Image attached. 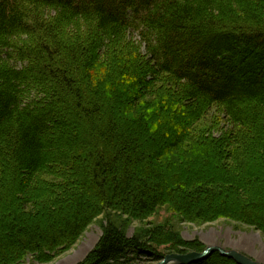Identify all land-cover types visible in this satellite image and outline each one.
Here are the masks:
<instances>
[{"label":"trees","instance_id":"trees-1","mask_svg":"<svg viewBox=\"0 0 264 264\" xmlns=\"http://www.w3.org/2000/svg\"><path fill=\"white\" fill-rule=\"evenodd\" d=\"M159 206L264 234V0H0V264ZM160 246L204 250L109 223L78 264L157 262Z\"/></svg>","mask_w":264,"mask_h":264},{"label":"rangeland","instance_id":"rangeland-1","mask_svg":"<svg viewBox=\"0 0 264 264\" xmlns=\"http://www.w3.org/2000/svg\"><path fill=\"white\" fill-rule=\"evenodd\" d=\"M133 38L135 40L139 39L135 33H133ZM142 50L145 51L144 48H142ZM213 112L215 113L209 121L214 123L213 126L216 128L226 129L229 125L224 115L215 110ZM210 115L211 114H209V116ZM138 136L142 137L144 134H139ZM144 139L145 137L143 141ZM196 169L197 173L201 171L199 170L201 169L199 165H197ZM109 223H113L121 228L127 236H132L134 233L137 234L140 230L149 229L154 225L166 226L176 232L183 240H197L204 249L206 247L217 246L227 251L234 250L260 264H264V234L259 230L225 218H218L213 221L199 224L184 221L166 206L157 207L154 213L142 221L128 218L126 215H122L116 211L101 213L85 226L73 244L51 260L42 263L35 261L31 257H27L20 264H78L84 260L85 256L96 245L102 235L103 229ZM165 247L166 246L159 247L163 249L164 257L168 254L176 253L173 251H165ZM163 258L161 260H163ZM161 260L153 262L142 258L140 259V264H156Z\"/></svg>","mask_w":264,"mask_h":264},{"label":"water","instance_id":"water-1","mask_svg":"<svg viewBox=\"0 0 264 264\" xmlns=\"http://www.w3.org/2000/svg\"><path fill=\"white\" fill-rule=\"evenodd\" d=\"M214 252L219 253L221 256L233 259L237 264H260L237 251H227L217 246L206 247L202 252L193 251L184 254H168L163 260L156 264H192L206 259Z\"/></svg>","mask_w":264,"mask_h":264},{"label":"bare ground","instance_id":"bare-ground-1","mask_svg":"<svg viewBox=\"0 0 264 264\" xmlns=\"http://www.w3.org/2000/svg\"><path fill=\"white\" fill-rule=\"evenodd\" d=\"M202 252V251H201ZM219 254V253H218ZM233 260V259H232ZM234 261V260H233ZM255 261V260H254ZM257 262V261H256Z\"/></svg>","mask_w":264,"mask_h":264}]
</instances>
